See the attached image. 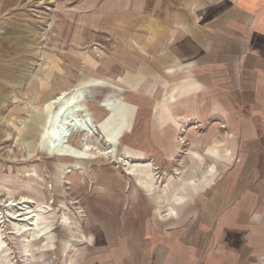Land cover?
Returning <instances> with one entry per match:
<instances>
[{"label": "rangeland", "instance_id": "374dc122", "mask_svg": "<svg viewBox=\"0 0 264 264\" xmlns=\"http://www.w3.org/2000/svg\"><path fill=\"white\" fill-rule=\"evenodd\" d=\"M129 7L127 0H0V217L8 219L0 223V241L3 235L10 247L6 251L0 242V264H63L60 253L74 258L70 264H91L75 254L79 244L94 239V228L89 226L94 218L89 204L94 199L86 198L114 197L115 189L127 202H147L142 190L162 194L159 174L172 171L178 159L190 152L189 130L201 132L194 118L187 117L176 133L179 145L174 157L169 164L161 160L162 150H173L175 134L154 129L155 115L160 108L159 115L172 120L170 105L175 100L164 96L173 84L163 83L165 93L157 101L159 89L145 80L153 52L142 49L140 35L131 40L126 33ZM116 76L130 85L115 82ZM81 84L90 87L86 103L96 119L105 113L98 101L114 90L136 106L115 102L109 122L100 127L103 139L98 148L109 144L112 152H84L76 136L67 144L47 147L42 104L59 90ZM223 145V139H216L205 147V154L220 159L228 152ZM196 182L179 183L168 175L166 185L174 198L170 206L185 202L189 184ZM22 196L32 197V202H22ZM9 203H14L13 210ZM27 204L43 207L34 228L47 227V236L48 214L56 219L49 233L52 251L39 252V244L48 239H31L28 260L19 253L12 233L13 223L26 215ZM12 211L17 215L9 219ZM74 229L82 234V241L71 242L65 236Z\"/></svg>", "mask_w": 264, "mask_h": 264}, {"label": "crops", "instance_id": "0c3cea01", "mask_svg": "<svg viewBox=\"0 0 264 264\" xmlns=\"http://www.w3.org/2000/svg\"><path fill=\"white\" fill-rule=\"evenodd\" d=\"M127 1L126 33L140 35L142 49L153 52L145 80L159 89L157 101L163 83L173 84L164 96L175 100L172 120L152 107L154 129L175 134L161 160L174 157L187 117L202 127L189 130L190 151L202 160L185 153L189 159L159 174L165 192L142 190L147 202H127L120 189L107 199L87 197L94 199V239L79 244L76 257L91 264H264V0ZM184 81L192 89L179 97L174 89ZM216 139L228 151L220 159L205 154ZM170 174L179 183L197 181L173 207Z\"/></svg>", "mask_w": 264, "mask_h": 264}, {"label": "bare ground", "instance_id": "6f19581e", "mask_svg": "<svg viewBox=\"0 0 264 264\" xmlns=\"http://www.w3.org/2000/svg\"><path fill=\"white\" fill-rule=\"evenodd\" d=\"M115 82L121 83L126 86L130 85L129 80H126L125 78H122L120 76L115 77ZM89 88L90 87L88 85L81 84L79 86L70 89L69 88L65 90L61 89L51 98L44 101V103L42 104V109L45 112L43 135L47 142L48 148H51L53 146L55 147L57 145L59 146L61 144H67L70 142L72 137L76 136V139L78 140V143L82 151L84 152L95 150V152L99 154H106L114 150L110 148L109 144L107 145L104 144L106 146L102 147L101 149L98 148L97 145L98 142H101L103 139V136L100 133V127H102V125L105 124L106 122H109L111 116L110 109L115 102H121L124 104L132 105L134 107L136 106L132 103L123 101L119 93L117 94V91L114 90L113 92L104 94L103 97H101V99L98 101L100 103V106L105 110V113L103 114L102 117L96 119L86 103L88 97L87 95L89 93ZM191 89H192V85L190 84V82L184 81L178 84L174 90H177V96L183 97L187 95ZM157 114L158 115L161 114L160 108L157 109ZM187 155L190 156L197 155V157H199L198 158L199 160L202 158L201 154L196 153L194 151L188 152ZM79 168L80 167H76L75 169H79ZM127 172L129 173L130 170H127ZM153 175L155 174L153 173ZM154 178L157 179L158 177L154 176ZM21 199L22 202L29 203L32 202L33 198L30 196H28L27 198L26 196H22ZM13 204L9 203L10 205L9 209L13 210ZM30 207L32 206L28 205L27 207H25L26 211L23 214L26 215L25 216L23 215V219H21V222L13 223L12 225L13 238L17 239V243L19 242V246H18L19 253L22 256H25L27 260L32 256V249L30 243L31 239H33L34 241H39L43 237L45 239H48L47 242L45 243L42 242L39 244V252L45 254L52 251L51 242L49 241V233L51 232V230L54 229V224L56 223L55 215L48 214L50 216L48 217V236H47L46 235L47 227L43 229L34 228L38 224L36 222V218L39 215V211L43 210V207L40 205L38 208H30ZM48 210H52V209L48 207ZM78 212H82V210H79ZM16 215L17 214L15 213V211L10 212V216L9 214H7L9 219ZM78 216H83V214ZM6 218H4V216H1L0 223L2 222L4 223L6 220H8ZM70 223H71L70 221L65 222V225H67V227L69 228ZM65 236L71 242H76V241L79 242L82 241L83 239L82 234L76 231L75 229L71 230L68 235H66L65 233ZM2 237L0 242L3 247L4 246L6 247L4 249L6 251H9L10 247ZM60 254L64 258L63 264H70L71 261L74 260L73 257L71 258L68 257L71 255H68L66 253H60Z\"/></svg>", "mask_w": 264, "mask_h": 264}, {"label": "water", "instance_id": "95a60500", "mask_svg": "<svg viewBox=\"0 0 264 264\" xmlns=\"http://www.w3.org/2000/svg\"><path fill=\"white\" fill-rule=\"evenodd\" d=\"M89 94H90V92H89ZM88 96V95H87ZM100 136V135H99Z\"/></svg>", "mask_w": 264, "mask_h": 264}]
</instances>
